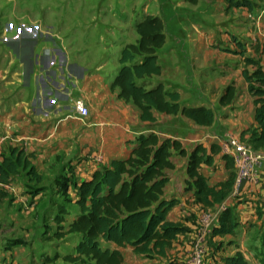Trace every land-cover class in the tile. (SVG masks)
<instances>
[{"label": "crops", "instance_id": "obj_1", "mask_svg": "<svg viewBox=\"0 0 264 264\" xmlns=\"http://www.w3.org/2000/svg\"><path fill=\"white\" fill-rule=\"evenodd\" d=\"M233 1L196 0V3H192L179 0L177 4L182 12L176 14L180 25L177 29L183 27L186 31L185 40L188 41L189 49L183 55H177L171 65L161 63L158 52L157 62L161 74L146 79L147 82L162 83L166 89L178 91L182 106L216 109L218 114L213 110L215 119L210 126H199L181 115L158 112H154V123L143 122L141 112L133 102L120 98L119 89L112 88V82L120 68L121 50L127 44L136 43L139 38L136 23L130 32L128 29V32L125 31L133 41L121 34L119 39L123 41L119 43V57L114 58L107 45L101 44L96 49L86 50L77 38H69L63 19H58L57 16L41 17L40 24H26L22 32L3 33L0 35V155L11 148L29 155L35 178L37 181L41 180L42 185L46 184L52 174L59 177L63 175V169L66 172L69 170L75 182V203L78 185L89 181L96 171L108 167L111 160L127 157L132 142L140 134L154 133L163 139H177L187 153L197 144H203L207 148L211 144L219 145L221 153L215 156L212 166H203L202 173L210 186L227 180L229 170L223 159L224 144L228 138L240 140V132L254 124L253 100L247 93V84L242 77V70L245 68L240 65L233 68L229 62H225L228 59L224 58L232 55L239 57L233 41L229 43V38L227 41V38L220 35L224 46L228 48L220 52L224 57L221 58L224 64L215 65L210 59L215 54L214 49L204 46L207 45L204 30L200 31L199 22L192 23L185 12L195 9L193 6H200L203 2L210 8V12L227 8L229 16L235 11L240 16L233 21L234 24H244L243 27L235 26L238 31L236 34L242 36L244 41H249L253 37L248 30L252 19L248 12L253 11L257 2L248 0L253 4L252 10H249L247 7L233 6ZM145 10L148 9L143 8L144 18L151 15L157 17ZM201 15L199 19L203 22L204 12ZM222 15L224 13L219 14L218 18ZM218 21L222 22L223 18ZM131 23L128 28L132 26ZM193 26L195 31H190ZM214 37L215 34H209L210 43L217 38ZM167 41L166 38L161 51ZM113 44L116 42L108 45ZM239 55L244 56V53L240 50ZM231 83L237 90L235 100L231 105L222 107L219 105V98ZM75 100L85 103L87 117H77ZM171 161L174 168L167 171L169 181L164 188V197L176 199L177 204L168 213L167 219L181 223L184 232L177 237L168 256L175 252V263L178 264L187 257L189 245L197 235L200 215L216 210L218 206L204 208L195 200L192 191L185 190L186 157L173 155ZM29 176L20 170L7 179L0 178V196L5 194L3 199L9 202L7 206L11 213H5L6 225L1 223L0 234H16L17 230L21 233L41 230V218L46 209L41 206L35 208L38 198L31 199L32 196L24 190ZM230 207L238 222L236 234L208 238L205 264H224V258L238 252L250 264H256L261 257L255 258L252 241L260 231H264V160L256 168L252 178L244 182L240 197ZM77 213L78 209L75 215ZM31 215L32 219H29ZM1 217L3 218L2 214ZM72 220L65 222L67 225L62 224L67 227ZM3 227L9 229L5 231ZM38 237L40 234L33 236ZM10 239L12 243L7 244L6 240L0 239V264H43L40 262L37 243L40 239L33 241L36 245L29 246V253L26 252L27 242L23 246L17 244V237ZM74 245L75 243L73 247Z\"/></svg>", "mask_w": 264, "mask_h": 264}, {"label": "trees", "instance_id": "obj_2", "mask_svg": "<svg viewBox=\"0 0 264 264\" xmlns=\"http://www.w3.org/2000/svg\"><path fill=\"white\" fill-rule=\"evenodd\" d=\"M188 1L196 3V0ZM232 4L249 10L253 8L248 0H237ZM145 21L136 24L139 32L136 43L125 45L120 52V68L112 88L119 89L120 98L133 102L141 112L143 122L154 123V112H158L181 115L199 126L212 125L215 115L211 108L182 106L178 91L166 89L162 83L146 81L161 74L157 58L166 37L159 19ZM245 61L246 67L254 65L256 68L253 72L246 67L242 70L247 93L253 100L254 124L242 130L239 139L264 154V72L254 61ZM236 94L234 84H229L219 98V105H231ZM219 153L221 147L217 144L208 148L197 144L187 153L177 139H163L154 133L138 135L127 157L111 160L108 167L96 171L89 181L78 185L75 203L78 213L66 230L76 242L73 250L63 256V261L67 264H122L121 249L126 247H130L135 255L166 259L177 237L184 232L181 223L167 219L177 204L176 199L164 197V188L169 181L167 171L174 168L171 157L187 158L185 190L192 191L202 207L215 208L230 195L234 180L233 161L225 154L223 159L230 171L228 179L213 186L208 184L202 168L212 166ZM0 156L1 179L20 170L30 176L36 175L30 156L22 151L11 148ZM64 212L61 210L62 216H57L58 224L65 221ZM237 227L236 216L229 206L218 215L212 236L235 235ZM260 259V264H264V253ZM223 262L250 264L239 252L224 258Z\"/></svg>", "mask_w": 264, "mask_h": 264}, {"label": "rangeland", "instance_id": "obj_3", "mask_svg": "<svg viewBox=\"0 0 264 264\" xmlns=\"http://www.w3.org/2000/svg\"><path fill=\"white\" fill-rule=\"evenodd\" d=\"M178 1L179 0H0V35L5 32H22L25 30L26 24H40L39 22H42L41 17L46 15L57 16L58 19H63V24L66 26V35L69 38H77L79 43L82 44L86 50L96 49L97 46L101 44L107 45L111 57L114 58L115 56L119 57V43L123 41L119 39L121 34H125L126 39L128 38L130 41H133L129 38V34L127 36L126 32H128V30L130 32L135 23L137 24L145 20L148 21L149 19L157 18L162 25V32L168 40L164 49L158 51L162 60L161 63L171 65L172 60H174L177 55H183V53L189 49L188 41L185 40L186 31L183 27L177 29L180 28V25L177 22L176 14L179 15L182 12V9L178 7ZM255 1L257 3L253 11L248 12L252 18L248 30L253 37L249 41H244L242 36L240 37L236 34L238 31L235 26L243 27L244 24H234L233 21L240 16L238 13L235 14V11L229 16H227V8L210 12V8L205 6L203 2L200 6H193L195 9L185 12V14L188 15L187 17H190L192 23L199 22L200 31L204 30L207 42V45L204 46H207L208 49H214L215 54H213L212 57L210 56V59L215 62V65L216 63L224 64L221 61V58L224 57L220 52H224V48L228 47L224 46L225 43L222 42L220 35H223L224 39L227 38V41L229 38V43L233 41L235 44L234 48L237 50L236 54L239 56L235 57L232 55L224 58L228 59L225 62H229V65L233 68H237L238 65L245 68V60H252L257 63L264 72V0H253V2ZM176 7L178 8L175 9ZM143 8H147L148 10L145 11L157 17L151 15L144 18L145 13L143 12ZM235 10L239 11L238 8H235ZM202 12H204L205 16L203 22L199 19L202 16ZM221 13H224V15L218 18ZM221 18H223V21H218ZM141 19L142 21H140ZM130 22L133 24L131 23L132 26L128 28ZM195 29L196 28L193 26L190 31H195ZM31 30L34 32L33 28ZM209 34H215V37L217 36V38L214 37L215 41L213 40V43H210ZM231 35L233 36L231 37ZM113 42H116V44L108 45ZM240 50L244 53V56L239 55ZM255 69L254 65L247 66L249 72H253ZM213 110L217 115L216 109ZM228 156L230 157V155ZM69 169H71L70 166ZM233 170H235V168ZM62 171L61 174L63 175H59V177H57L56 174H52V176L47 179L45 185L41 184V180L37 181V178H35L36 175L29 176L26 180L24 190L32 196L31 199L38 198L35 208L41 206V208L46 209L41 218V230L39 232H30L28 230V233H21L17 230V232H15L16 234H10L9 232L0 234V239L6 240V244L7 242L12 243V239L10 238L16 237L18 238L16 239L17 244L23 246L28 244V248L26 249L27 253H29L28 250L30 245H36L33 241L40 239L37 243L39 246L40 262L43 264H67L62 258L65 254L70 252L71 248H73V243H75V237L66 233L67 223L72 220L77 212V206L74 202L75 182L69 170L66 172L65 169H63ZM0 188L2 187L0 186ZM0 197H2L0 198L1 228V223L6 225V220L4 219V217H6L5 213H10V211L7 206L9 202L3 199L5 194H2ZM235 200H228L227 204L230 206ZM61 210L65 211L63 214L65 221L63 223L67 222L65 223L66 225L62 223L58 224L57 222V216H62ZM210 212L211 210H209V213ZM200 217L197 234L202 230L201 219L203 218V223L205 219L204 215H200ZM29 219H32V215L29 216ZM207 220L209 221L210 219L208 218ZM3 229L6 231L9 228L3 227ZM39 234L40 237L33 238L34 235L39 236ZM211 236L212 234L207 235L204 243L201 244L202 247L206 246L207 239ZM195 238L189 245L187 257L193 249L192 244ZM25 242H27V244ZM252 244L254 245L253 252H256V255H254L255 258H262L264 253V231H260L256 237H253ZM1 251L2 245H0V252ZM122 254L124 257L122 264H162L168 262L177 264L175 263L177 256L175 252L169 254L166 259H159L156 257L135 255L130 247H126L122 248ZM205 256L206 254H204V264ZM187 257L184 261L182 260V263L178 264H187ZM260 260L261 259H257L255 263L260 264Z\"/></svg>", "mask_w": 264, "mask_h": 264}, {"label": "built area", "instance_id": "obj_4", "mask_svg": "<svg viewBox=\"0 0 264 264\" xmlns=\"http://www.w3.org/2000/svg\"><path fill=\"white\" fill-rule=\"evenodd\" d=\"M74 110L78 118H85L88 115V109L82 100L74 101ZM225 154L230 155L233 164L235 178L233 180L232 191L227 199L218 206L216 210H212L210 213H204V223L202 221V230L195 236L193 242V249L187 257V264H204V254H206L204 243L207 235L212 234V229L217 223V218L220 212L225 210L229 205L228 200H235L240 196L242 186L244 182L252 178L256 168L261 165L264 160V154L253 150L249 145L237 140L235 138H228L224 144ZM210 219L209 221L207 219Z\"/></svg>", "mask_w": 264, "mask_h": 264}]
</instances>
